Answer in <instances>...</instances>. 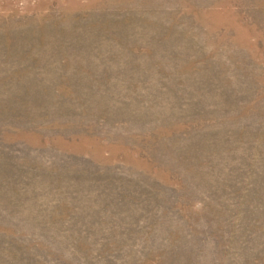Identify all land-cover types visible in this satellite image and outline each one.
<instances>
[{"label":"rangeland","instance_id":"rangeland-1","mask_svg":"<svg viewBox=\"0 0 264 264\" xmlns=\"http://www.w3.org/2000/svg\"><path fill=\"white\" fill-rule=\"evenodd\" d=\"M0 264H264V0H0Z\"/></svg>","mask_w":264,"mask_h":264}]
</instances>
